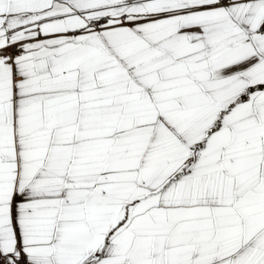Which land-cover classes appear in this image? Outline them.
<instances>
[{"label":"snow or ice","instance_id":"6c2138e0","mask_svg":"<svg viewBox=\"0 0 264 264\" xmlns=\"http://www.w3.org/2000/svg\"><path fill=\"white\" fill-rule=\"evenodd\" d=\"M0 264H264V0H0Z\"/></svg>","mask_w":264,"mask_h":264}]
</instances>
